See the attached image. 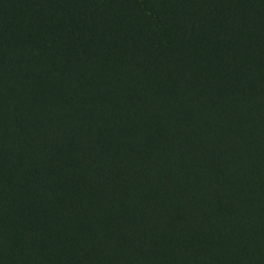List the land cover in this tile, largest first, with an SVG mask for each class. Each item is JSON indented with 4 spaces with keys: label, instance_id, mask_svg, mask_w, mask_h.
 <instances>
[{
    "label": "trees",
    "instance_id": "16d2710c",
    "mask_svg": "<svg viewBox=\"0 0 264 264\" xmlns=\"http://www.w3.org/2000/svg\"><path fill=\"white\" fill-rule=\"evenodd\" d=\"M124 62L136 71L168 79L173 96L169 108L174 110L167 119L180 130L189 129L194 136V140L180 143L189 165L207 161L215 171L226 160L232 170H237L232 154L218 153L216 141L224 146L227 140L234 150L255 152L254 165L242 172L246 177L257 175L264 182V121L251 116V108L260 103L251 105L243 99L227 110L219 102L213 123L206 126L203 115L199 117L193 107L186 109L177 99L179 89L206 88L198 83L204 77L215 81L213 88L218 92L255 90L264 98V0H0V93L9 87L12 76L24 85L35 81L49 90H58L60 86L54 79L58 71L100 75L108 63ZM66 66L72 69L67 71ZM91 90L87 83L85 91ZM207 93L201 105L209 102ZM89 95L88 99L96 98V94ZM64 96L72 99L71 93ZM99 99L101 126L86 134L84 141L74 143L55 129H48L42 138H32L31 152L48 155L54 161L55 188L42 200L35 201L37 194L33 193L24 208L2 204L7 193L22 192L37 170L9 172L2 155L4 149H0V173L6 175L9 186L0 187V264H71L70 258L78 263L82 258L90 264L96 256L94 246L75 238L68 251L60 234L65 227L60 224L61 213L67 225L81 219L83 223L87 215L77 210L88 207L97 209V214L91 211L94 218L108 223L107 234L114 238L109 247H129V254L113 251L115 264H165L163 259L166 262L171 257L173 236L156 230L153 208L159 202L157 197L147 193V200L124 207L112 203L135 161L123 142L114 135L102 134L105 125L114 123V109L105 95ZM25 102L30 104L28 99ZM228 124L233 129L226 132ZM151 132L141 137L142 145L150 146ZM45 137L52 143L50 149ZM26 140L21 135V141ZM134 144L137 142L130 143V148ZM77 145L82 150L75 157L72 150ZM178 169L180 183H187L177 186L181 198L184 195L204 204L210 195L220 197L223 205L236 198L235 184L215 186L202 174H185L187 165ZM253 187V201L247 208L260 216L264 229V207L259 200L264 198V189L256 181ZM181 205L169 206L171 212L178 216ZM147 208L148 215H143ZM251 239L252 245L242 255L253 258L254 243L264 251V233L258 232ZM204 264L214 262L206 260Z\"/></svg>",
    "mask_w": 264,
    "mask_h": 264
},
{
    "label": "rangeland",
    "instance_id": "374dc122",
    "mask_svg": "<svg viewBox=\"0 0 264 264\" xmlns=\"http://www.w3.org/2000/svg\"><path fill=\"white\" fill-rule=\"evenodd\" d=\"M66 67L67 71L72 69V67ZM146 72L136 71L126 62L108 63L105 70H101L100 75H87L74 70L72 74L58 71L54 78L56 85L60 86L58 90H49L42 83L35 81L24 85L26 83L22 84L23 81L20 83L12 76L9 87L4 88L0 93V149H4L2 155L8 163L9 172H23L35 168L37 173L35 178L33 177L34 179L32 178L24 186L22 192L7 193L2 204L8 208L12 206L24 208L29 204L33 193L37 194L38 199L36 198L35 201L42 200L51 189L55 188L52 171L54 161L50 160L48 155L40 156L35 151L31 152L32 138H42L48 129H55L74 143H78L79 139H86V134L96 131L101 126L99 98L105 95L107 101L113 103L111 106L114 109L112 117L114 123L110 126L105 125L106 130L102 134L110 137L114 135L118 141L123 142L135 161L133 171L127 179L120 182L119 190L122 191L115 193L112 203L117 207H124L125 204L147 200V193L158 198L159 202L153 208L154 218L157 220V233L164 230L174 238L169 247L172 252L171 257L166 262H164L166 258L163 259V263L204 264V261L212 260L214 264H264V251L256 248L258 245L256 243L252 248L255 249L253 258L242 255V251L252 245L251 236L258 232L264 233L260 216L247 208L248 203L253 201L251 190L254 189L255 181L261 185L262 189H264V182L257 175L246 177L242 172L245 168V170L250 169L255 152L234 150L229 147L227 140L224 146L216 141L220 146L218 153L222 156L232 154L237 170H232L226 160L222 161L215 171L212 164L207 161H198L189 165L188 158L185 157L188 155L184 154L180 143L185 139L194 140L193 132H189L186 128L180 130L167 119L170 110H174L169 108L173 96L169 93L172 89H168L170 86L168 79L151 76ZM5 79L4 76L2 80L5 81ZM87 83H90L94 89L89 93L85 91ZM198 83L205 84L206 88L179 89L181 92H178L177 99L185 105L186 109L193 107L195 114L199 117L203 115L206 126L213 123L214 116L217 114L215 110H218L217 103L221 102L219 104L230 110L243 99H248L251 105L260 103L259 106L251 108V116L261 117L260 120L264 121V98L260 97L257 91L221 90L218 92L213 88L215 81L206 77L199 78ZM210 88L213 90L210 91ZM95 90L97 92H94ZM175 91L178 90L175 89ZM204 92H208L210 100L205 105H201ZM66 94H69L70 98L64 96ZM89 94H96V98L88 99ZM83 96L87 99L83 100ZM26 99L30 104L25 102ZM61 99L63 101L66 99L64 104H60ZM71 101H74L73 104ZM216 129V127L213 128V130ZM230 129H233L232 124L224 127L226 132ZM148 130H152V138L150 146H144L140 139ZM21 135L28 140L21 141ZM46 137L45 142L50 149L52 143L47 141ZM136 142L137 144L130 148V143ZM81 148L82 146L78 145L73 148L75 157L80 154ZM181 165L185 167L187 165V172L183 171L186 172L185 174L189 176L202 174L215 186L224 187L231 184L232 187L235 184L233 191L236 192V198L227 201L226 205H223L220 197L210 195H207L204 204L195 202L191 197L186 198L184 195L181 198L177 193V186L181 181L178 168ZM262 168L264 171V167ZM5 177V174L0 173V187L3 185V188L8 189ZM181 183L183 187L187 184ZM101 200L104 201V198ZM259 200L264 207V198ZM149 202L152 203L151 200ZM180 202H182L180 214L176 216L169 206H176ZM77 208L76 206V210ZM91 211L96 214L98 212L94 207L84 208L82 211L78 209V213L82 212V216L86 214L87 217L83 223L81 219L79 223L69 225L66 224V218L62 215L64 213H61L60 224L65 227L60 234L63 235L68 251H71L70 245L75 238L93 245L96 256L90 264H115L113 251L129 254L131 253L129 247L119 246V244L116 247H109L114 238L107 234L108 223L100 218H94ZM148 213L147 208L143 215ZM115 242L118 243L119 240ZM78 259L81 260L80 263L75 258H70L71 264H86L84 259Z\"/></svg>",
    "mask_w": 264,
    "mask_h": 264
}]
</instances>
